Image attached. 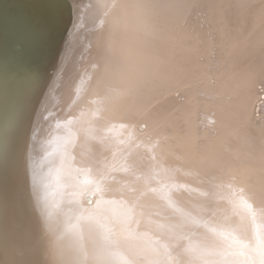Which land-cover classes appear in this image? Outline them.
<instances>
[{"label":"bare ground","instance_id":"6f19581e","mask_svg":"<svg viewBox=\"0 0 264 264\" xmlns=\"http://www.w3.org/2000/svg\"><path fill=\"white\" fill-rule=\"evenodd\" d=\"M70 1L19 162L43 264H264V0ZM10 112L0 97V131ZM21 242L0 236V264Z\"/></svg>","mask_w":264,"mask_h":264},{"label":"water","instance_id":"95a60500","mask_svg":"<svg viewBox=\"0 0 264 264\" xmlns=\"http://www.w3.org/2000/svg\"><path fill=\"white\" fill-rule=\"evenodd\" d=\"M28 3L29 0L17 2L23 5L22 12L32 7L37 14L23 27L10 19L12 9L0 0V97L11 104L14 114L13 121L3 117V125L9 130L0 131L1 143L5 144L0 155V236L7 244L18 240L25 244L22 264H43L45 248L39 238L44 224L43 202L39 201L43 198H34L37 181L31 166L19 162L28 151L36 108L71 30L73 12L70 0H37L35 6ZM1 133H9V139ZM50 150L47 157L54 158ZM87 198L91 205L94 195Z\"/></svg>","mask_w":264,"mask_h":264},{"label":"snow or ice","instance_id":"6c2138e0","mask_svg":"<svg viewBox=\"0 0 264 264\" xmlns=\"http://www.w3.org/2000/svg\"><path fill=\"white\" fill-rule=\"evenodd\" d=\"M98 226V225H97Z\"/></svg>","mask_w":264,"mask_h":264}]
</instances>
